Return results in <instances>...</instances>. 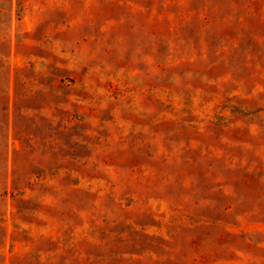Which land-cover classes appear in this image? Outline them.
Instances as JSON below:
<instances>
[{
  "label": "rangeland",
  "instance_id": "obj_1",
  "mask_svg": "<svg viewBox=\"0 0 264 264\" xmlns=\"http://www.w3.org/2000/svg\"><path fill=\"white\" fill-rule=\"evenodd\" d=\"M0 264H264V0H0Z\"/></svg>",
  "mask_w": 264,
  "mask_h": 264
}]
</instances>
